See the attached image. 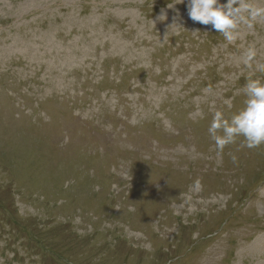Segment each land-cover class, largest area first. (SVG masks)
I'll use <instances>...</instances> for the list:
<instances>
[{
	"label": "rangeland",
	"instance_id": "1",
	"mask_svg": "<svg viewBox=\"0 0 264 264\" xmlns=\"http://www.w3.org/2000/svg\"><path fill=\"white\" fill-rule=\"evenodd\" d=\"M177 2L0 0V264H264V145L207 131L264 22Z\"/></svg>",
	"mask_w": 264,
	"mask_h": 264
},
{
	"label": "clouds",
	"instance_id": "2",
	"mask_svg": "<svg viewBox=\"0 0 264 264\" xmlns=\"http://www.w3.org/2000/svg\"><path fill=\"white\" fill-rule=\"evenodd\" d=\"M178 0L177 3H184ZM174 4H168L172 8ZM187 15L193 22L211 25V30L223 36L227 44H235L245 31L252 32L264 22V0H187ZM163 17H161L162 19ZM258 51L250 44L243 52L242 62L248 69L255 64V72L264 73V63L257 59ZM249 72L239 90L243 94L242 107L235 112H226L233 108L234 97L223 101L224 108L212 111L208 134L214 143L217 155H222L230 145H239L241 149H258L264 145V80ZM231 162L238 166V157L229 153ZM193 191L202 189L198 178L191 186Z\"/></svg>",
	"mask_w": 264,
	"mask_h": 264
}]
</instances>
